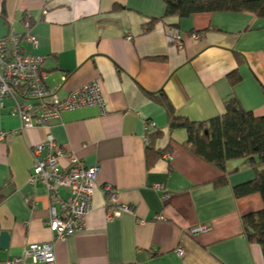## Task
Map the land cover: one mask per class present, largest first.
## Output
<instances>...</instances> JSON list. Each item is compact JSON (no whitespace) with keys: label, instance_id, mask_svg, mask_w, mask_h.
<instances>
[{"label":"crops","instance_id":"0c3cea01","mask_svg":"<svg viewBox=\"0 0 264 264\" xmlns=\"http://www.w3.org/2000/svg\"><path fill=\"white\" fill-rule=\"evenodd\" d=\"M164 13L163 0H0V38L30 24L36 42L21 39L20 48L43 57L54 91L48 102L99 80L108 107L64 111L46 126L18 131L13 102L3 99L0 130L17 133L0 141V234H8L5 248L0 236V264L51 238L47 192L28 182L32 149L48 134L85 166H100L85 228L55 243L57 264H264L261 246L247 240L242 224L243 215L264 209V200L259 192H233L253 178L250 165L230 160L224 173L196 157L183 147L186 131L169 126L162 102L166 96L177 115L204 121L221 115L234 95L244 110L264 116V18ZM176 32L180 48L171 40ZM147 121L155 127L145 132ZM221 176L226 183L214 184ZM59 195L66 199L68 188ZM119 205L133 210L108 218ZM201 225L207 229L190 232ZM23 264L34 263L26 257Z\"/></svg>","mask_w":264,"mask_h":264},{"label":"built area","instance_id":"2783aa9c","mask_svg":"<svg viewBox=\"0 0 264 264\" xmlns=\"http://www.w3.org/2000/svg\"><path fill=\"white\" fill-rule=\"evenodd\" d=\"M24 25L26 27L24 33L12 31L8 36L0 38V105L5 98L13 102V114L17 115L21 122L18 131L33 126H46L48 120L57 118L64 111L95 106L100 113L107 112L108 107L99 80H91L81 85L69 92L64 100L48 102L54 91L47 86L46 76L41 70L43 57L25 54L20 48L21 39L33 44L36 42L34 35L29 31L28 21H25ZM171 40L177 48L182 46L181 37L177 32ZM153 127L155 123L147 121L144 130L147 132ZM15 133H17L15 130H0V141ZM32 153L33 166L28 182L33 186L41 183L47 192L49 204L46 223L51 238L49 241L29 244L22 256L12 258L8 264H23L26 257L34 264H57L55 243L85 228L100 166H85L74 154L57 147L51 134H48L42 143L37 144ZM166 157L169 158L170 155L167 154ZM62 158L67 161L65 165L60 163ZM61 187L68 188L69 196L66 199L59 195ZM154 188L161 191L162 186L156 184ZM104 191L109 194L108 202L116 204L112 188L104 186ZM163 197H166L165 193ZM25 200L32 207L36 206V201L31 197ZM132 210V206L119 205L111 209L107 217L112 218L122 211ZM205 229L206 226L201 225L192 228L190 232L196 234ZM176 253L183 256L185 250L177 247Z\"/></svg>","mask_w":264,"mask_h":264},{"label":"trees","instance_id":"16d2710c","mask_svg":"<svg viewBox=\"0 0 264 264\" xmlns=\"http://www.w3.org/2000/svg\"><path fill=\"white\" fill-rule=\"evenodd\" d=\"M163 1L164 17H185L198 12H250L264 18V0ZM162 102L171 129L186 131L183 147L224 173L228 161L243 159L254 175L251 180L235 185L234 194L241 196L259 192L264 200V116H255L251 111L244 110L234 95L224 100L221 115L204 121H192L186 116L177 115L166 96ZM160 155L154 153L155 158ZM226 181L225 176H221L214 184H225ZM242 224L247 240L259 244L264 253V209L243 215Z\"/></svg>","mask_w":264,"mask_h":264},{"label":"water","instance_id":"95a60500","mask_svg":"<svg viewBox=\"0 0 264 264\" xmlns=\"http://www.w3.org/2000/svg\"><path fill=\"white\" fill-rule=\"evenodd\" d=\"M1 248L7 247V241H8V234L7 232H1Z\"/></svg>","mask_w":264,"mask_h":264}]
</instances>
